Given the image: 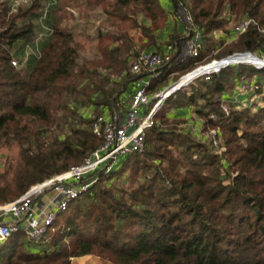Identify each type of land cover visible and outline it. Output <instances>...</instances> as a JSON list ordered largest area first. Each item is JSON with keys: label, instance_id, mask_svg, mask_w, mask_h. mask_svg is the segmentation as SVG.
<instances>
[{"label": "trees", "instance_id": "16d2710c", "mask_svg": "<svg viewBox=\"0 0 264 264\" xmlns=\"http://www.w3.org/2000/svg\"><path fill=\"white\" fill-rule=\"evenodd\" d=\"M11 1L0 0V147L17 143L19 158L0 181V204L81 165L102 144L92 130L95 118L116 107L126 88L133 91L142 76L131 72L133 63L143 49H163L161 33L180 9L193 15L207 48L183 58L184 35H168L166 44L177 51L171 67L151 79V96L169 85L173 71L179 80L214 59L264 53V0H166L169 9L165 0H32L17 7ZM72 9L82 19L103 12L90 59L74 37L70 22L79 18ZM231 15L256 24L227 43L217 33L231 36ZM137 28L140 47L131 33ZM165 103L143 152L124 156L110 173L98 170V181L33 246L37 252L24 231L0 244V264H72L88 255L108 264H264V67L228 65ZM91 106V116L82 113ZM189 108L202 131H220L219 147L170 116Z\"/></svg>", "mask_w": 264, "mask_h": 264}, {"label": "built area", "instance_id": "2783aa9c", "mask_svg": "<svg viewBox=\"0 0 264 264\" xmlns=\"http://www.w3.org/2000/svg\"><path fill=\"white\" fill-rule=\"evenodd\" d=\"M176 19L184 25L185 43L181 56L183 58L185 56H201L206 51L207 45L204 34L195 23L193 15L189 11L180 9L176 14ZM228 19L229 22L235 21L233 15ZM251 24H256L252 18H244L239 21L232 29L231 40L246 32ZM176 51L175 44L169 43L162 50H144L140 53L131 67V72L142 74V76L137 80L139 82L137 88L130 96L125 120L121 121L117 117H107L104 114L95 118L92 130L94 134L103 139V142L86 157L81 165L73 166L61 174L32 186L28 192L15 201L0 204V242L4 243L14 234L24 231L29 243H43L45 235L58 213L66 210L73 200L98 181L99 178L96 173L98 170L110 173L120 157L144 151L146 131L155 124V114L162 106L159 104L160 102L165 103L171 95L168 93L166 97L163 96L166 91L165 88L155 97L151 96L149 94L151 79L161 76L166 69L171 67L173 54ZM243 55H253L260 58L251 51L234 53L230 55L232 58L230 64L224 65L222 63L214 70L195 76L186 84L188 85L201 77L218 73L228 65L255 64L254 62L239 60L238 57ZM262 57L264 59V55ZM223 59H214L207 64L200 65L195 70L213 65L216 62H223ZM125 74L126 72L123 73V76ZM248 88L249 85H246L244 92H247ZM154 98L159 100L153 108H150ZM225 109L229 111L227 107ZM212 117L215 116L212 115ZM219 134V130L213 131L216 147L220 145Z\"/></svg>", "mask_w": 264, "mask_h": 264}, {"label": "rangeland", "instance_id": "374dc122", "mask_svg": "<svg viewBox=\"0 0 264 264\" xmlns=\"http://www.w3.org/2000/svg\"><path fill=\"white\" fill-rule=\"evenodd\" d=\"M31 1L32 0H12L11 2H12V4H15V6L17 7L19 5L27 6L31 3ZM164 6L167 9H169L170 8L169 1L167 2L165 0ZM72 11L79 18V11L77 9H72ZM100 13H103L102 10H99V14ZM99 14L97 13V15H93V16H91V18H85V19L79 18L76 20H71V22H70V24L72 25V27L74 29V37H75L76 41H78V43H81V45H82L81 55H82L83 59H90L97 52V49H96V42L97 41L95 39V27L99 23V19L97 17V16H99ZM101 15L102 14H100V16ZM139 19H141L142 22L144 21V18H143L141 13L139 14ZM238 22L239 21H236V20L230 21V23L227 25L228 31L230 32V34L233 33L232 29ZM131 33L133 36L136 37L137 47H140V45H141L140 38L142 37L141 32L137 28V29L132 30ZM44 35H45V32H41L39 34V39H41ZM184 36H185V34H184ZM217 36H219V37H223V36L226 37L227 36V40H226L227 43H231L233 41V40H231L232 37L229 34L227 35L226 33H223V32H218ZM165 39H167V38L164 35L163 36L161 35L160 42L164 41L163 46L167 45L165 42L166 41ZM150 50H152V49H147L146 51H150ZM153 50H155V49H153ZM142 51H144V49L141 50L140 52H142ZM263 55H264V53H263ZM211 56H213V54ZM214 57L219 58V56H216V55H214ZM262 58L263 57L260 56V59H262ZM210 59H211V57L210 58L208 57L207 60L202 61V62H198L197 64L208 62ZM214 69L215 68H212V70H214ZM205 70L209 71V68L202 69V70L196 72L195 74H192L187 78H185V77L184 78L189 79L195 75L201 74V72L203 73ZM179 75H180L179 72L173 71L172 75H170L169 85L173 82H176L175 80H177L179 78ZM167 87H165V88H167ZM165 88H163V89H165ZM242 91H244V87H242ZM125 97H129V91L127 88L120 95V99L118 100V102L116 104L117 109L122 108L123 111H126V107L128 104L126 102L127 100ZM256 99L259 100L260 97L256 96ZM166 108H167L166 103H163L159 109H166ZM227 108L229 109V107H227ZM81 111L86 116H91L94 113L93 112L94 109L92 106L91 107H83V108H81ZM111 113H113V112L111 111ZM170 116L171 117L176 116V117H181V118L185 119L186 122L183 124L184 127H188L190 129H192L194 131V133L198 136V138L205 139L207 142H209L211 144V146L216 147L214 145V138H213L214 137L213 131L216 130V128L210 129V131H206V132L202 131L203 121H202V119L197 118L193 108H189V109L182 110V111H171ZM18 158H19V145L17 143L12 144L11 146L3 145L0 147V181L3 180V175L5 177H7V176L12 174L11 170L8 171L9 165L15 164L17 162ZM122 159H123V157H120L119 161L116 163V165L114 167L115 169L117 168V166L119 165V163L121 162ZM33 246H37V245H34V244L30 245L29 246L30 250H32L33 252H37L39 249H35ZM72 264H108V263L105 262L99 256L90 255V256H85V257L83 256V257L74 258Z\"/></svg>", "mask_w": 264, "mask_h": 264}, {"label": "crops", "instance_id": "0c3cea01", "mask_svg": "<svg viewBox=\"0 0 264 264\" xmlns=\"http://www.w3.org/2000/svg\"><path fill=\"white\" fill-rule=\"evenodd\" d=\"M170 18L171 19H170L167 27L162 31V34L161 35L162 36L164 35L167 38V36L170 35L171 33H173L175 30H177L179 33H181L182 35H184V25L182 23H180L175 17H172L171 16ZM163 43H164V41L161 43L162 44V47H163ZM138 83L139 82L137 80L134 82V84L132 86L133 87V91H130L129 92V97L136 90ZM111 111L113 113H111ZM126 112H127V107H126V111H123L122 108H118L117 109L116 107H113L112 110L106 109L103 114L106 115L107 117H112V118H116L117 117L121 121H123V120H125ZM0 244H2V242H0ZM34 247H37V246H34ZM88 256H90V255H88Z\"/></svg>", "mask_w": 264, "mask_h": 264}, {"label": "bare ground", "instance_id": "6f19581e", "mask_svg": "<svg viewBox=\"0 0 264 264\" xmlns=\"http://www.w3.org/2000/svg\"><path fill=\"white\" fill-rule=\"evenodd\" d=\"M238 59L239 60H243V61H248V62H254V63H257V64H264V59H260V58H258V57H255V56H253V55H243V56H240V57H238ZM223 62H216L215 64H213V65H209V66H205V67H202V68H200L199 70H197L196 72H198V71H200V70H202V69H206V68H209V71H211L212 70V68H217L219 65H221ZM209 71H204L203 73H205V72H209ZM196 72H194V73H192V74H195ZM202 72H201V74H198V75H202L203 74ZM192 74H190V75H192ZM189 75V76H190ZM189 76H186L185 78H187V77H189ZM195 76H193L192 78H189V79H185V78H183V79H181L179 82H177V83H175V84H173V85H171L164 93H163V96L164 97H166V95H168V93L170 92L171 93V91L172 90H174L175 89V87H178L179 85H181L182 83H187L190 79H193ZM185 79V80H184ZM163 104V102H160V104L159 105H162Z\"/></svg>", "mask_w": 264, "mask_h": 264}, {"label": "water", "instance_id": "95a60500", "mask_svg": "<svg viewBox=\"0 0 264 264\" xmlns=\"http://www.w3.org/2000/svg\"><path fill=\"white\" fill-rule=\"evenodd\" d=\"M224 61H223V63H224V65H227V64H230V61H232V58H231V56H228V57H226V58H224L223 59ZM234 60V59H233ZM255 66H257V67H264V64H254ZM197 70H193V71H191V72H189V73H187L186 75H184L183 77H181L178 81H176L175 83H177V82H179L181 79H183L184 77H186V76H189L190 74H192V73H194V72H196ZM195 76H197V75H195ZM192 78V77H191ZM175 83H173V84H175ZM172 84H170L165 90H167L170 86H171ZM187 84H185V83H182L181 85H179L178 87H175V89L174 90H172L171 91V94H173L174 92H176L177 90H179L180 88H182V87H184V86H186ZM170 93V92H169Z\"/></svg>", "mask_w": 264, "mask_h": 264}]
</instances>
